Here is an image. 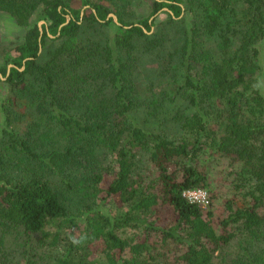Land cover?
<instances>
[{
    "label": "trees",
    "instance_id": "trees-1",
    "mask_svg": "<svg viewBox=\"0 0 264 264\" xmlns=\"http://www.w3.org/2000/svg\"><path fill=\"white\" fill-rule=\"evenodd\" d=\"M141 1L0 0L43 22L0 67L15 94L0 96V264H264V0H153L136 18ZM150 61L160 97L140 89ZM211 157L248 200L227 217Z\"/></svg>",
    "mask_w": 264,
    "mask_h": 264
},
{
    "label": "rangeland",
    "instance_id": "rangeland-1",
    "mask_svg": "<svg viewBox=\"0 0 264 264\" xmlns=\"http://www.w3.org/2000/svg\"><path fill=\"white\" fill-rule=\"evenodd\" d=\"M84 0H73V6L75 8H80L83 5ZM153 0H142L140 4H137L134 7L136 18H144L147 17L150 12V6ZM199 15V14H198ZM190 14L186 15L180 23L184 26L188 23V21L193 20L196 23H200L203 17ZM169 20V16L167 13H162L159 15L156 23L157 27L161 26L163 23H166ZM39 24L42 26L43 22L40 21V15L36 14L32 20L30 27ZM30 27H22L20 26L16 19L11 15L0 12V67L8 66L9 61L15 58L17 55L16 48L25 40V36ZM157 28V30H158ZM114 34V33H113ZM262 48V47H261ZM261 63L264 67V45L263 52L261 54ZM158 66L157 62L150 61L144 62L140 64V75H141V88L144 93L143 97H152V95H156V97L163 96L165 92L161 89L154 88L151 85L149 86L148 79L154 74V70ZM261 86H264V75H262ZM3 88L1 90L0 96L5 99L9 97H14L15 94L12 95L11 87L9 85H1ZM1 101V100H0ZM18 106H15L16 108ZM29 101L24 100L21 107L19 109H15V111H19L20 113H30L29 112ZM13 110V108H12ZM31 121V118L28 116L26 118H21V122H19L18 127L19 130H26L28 122ZM24 125V127H22ZM212 162H210V167L212 169V183H213V191L212 195L215 194L212 198L213 202V211L217 216L227 217L229 215V211L227 210L228 203L235 201L237 205L244 204L246 201L248 202L245 196V192L243 190L236 189V183L234 181L233 169L230 166V162L226 159L219 160L216 157H211ZM234 181V183H233ZM246 198V199H245ZM243 238H239L238 241L233 243L232 247L239 249L242 245Z\"/></svg>",
    "mask_w": 264,
    "mask_h": 264
},
{
    "label": "built area",
    "instance_id": "built-area-1",
    "mask_svg": "<svg viewBox=\"0 0 264 264\" xmlns=\"http://www.w3.org/2000/svg\"><path fill=\"white\" fill-rule=\"evenodd\" d=\"M183 197L191 204L207 208L211 205L209 192L205 189H191L183 193Z\"/></svg>",
    "mask_w": 264,
    "mask_h": 264
},
{
    "label": "water",
    "instance_id": "water-1",
    "mask_svg": "<svg viewBox=\"0 0 264 264\" xmlns=\"http://www.w3.org/2000/svg\"><path fill=\"white\" fill-rule=\"evenodd\" d=\"M115 20L117 21V19L115 18ZM11 66L8 68L10 70Z\"/></svg>",
    "mask_w": 264,
    "mask_h": 264
}]
</instances>
